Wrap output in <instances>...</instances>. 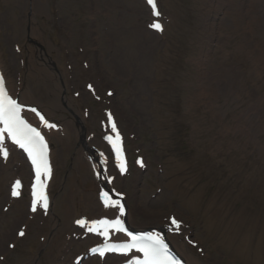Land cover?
I'll return each instance as SVG.
<instances>
[{
	"label": "rangeland",
	"instance_id": "rangeland-1",
	"mask_svg": "<svg viewBox=\"0 0 264 264\" xmlns=\"http://www.w3.org/2000/svg\"><path fill=\"white\" fill-rule=\"evenodd\" d=\"M35 1L0 0L1 65L27 102L49 111L57 130L71 125V136L62 144L55 130L50 138L48 211L28 212L23 156H0V264H119L87 254L103 240L90 230L99 215L76 211L71 197L97 192L110 201L122 194L129 226L167 228L169 242L194 264H264L259 27L238 30L209 0H156L157 17L145 0H45L38 12ZM74 1L79 7L58 18ZM35 49L51 60V76L35 79L28 70L27 53ZM114 135L124 141L125 173L114 158Z\"/></svg>",
	"mask_w": 264,
	"mask_h": 264
},
{
	"label": "bare ground",
	"instance_id": "bare-ground-1",
	"mask_svg": "<svg viewBox=\"0 0 264 264\" xmlns=\"http://www.w3.org/2000/svg\"><path fill=\"white\" fill-rule=\"evenodd\" d=\"M7 3H10V5H14L15 3H17V1L19 2V0H5ZM43 1V2H42ZM45 0H36L34 2V6L36 7V11H43L44 10V3ZM22 2V1H21ZM209 3L211 4V8L214 10H218L221 11L223 13H225V15H229L233 18V24L234 27L237 28L238 30L240 28H242L243 26H248V27H255L254 29H257V27H259L260 32L262 33V36L264 37V0H209ZM78 4L76 1L74 2H70L69 3V8L65 7L64 9H60L57 11L56 15L63 19H67L68 16L71 13V9H75L78 8ZM86 9L87 13L90 15H93V10L92 8H89L88 6H84L83 9ZM245 15L250 16L249 20L246 22H243V19ZM61 52L63 54V52L66 54L67 52L65 51L64 47H60ZM45 55V54H44ZM65 57V56H64ZM68 57H70L68 55ZM66 57V59L68 60L69 58ZM27 65H28V70L30 71V69L32 70L31 73L35 74L34 78H38V77H44V76H51L52 74V70H53V66H52V62L49 58L47 57H43V51L40 49H35V52H33V54L29 55L27 53ZM63 56H61L60 59V64H61V60H63ZM92 60H89V64H88V69L91 68L92 63L90 62ZM66 62V61H65ZM102 72V71H101ZM101 72L98 73H94L95 75H97V77L100 75L101 76ZM21 73V70H20ZM91 73V72H90ZM67 74V72H66ZM92 75H94L93 73H91ZM96 77V76H95ZM10 81L7 80L6 82V87L7 89L11 92V94L15 97H18L20 99V101L27 103L26 102V94H24L21 89L22 87H20V85H15L12 86L10 83ZM79 96L78 92L74 93L73 95L75 96ZM28 95V94H27ZM67 104L69 106H71V103L67 100ZM45 113L47 116H49V111L47 109H44ZM34 121V120H33ZM35 122V121H34ZM71 125L67 124L66 126H63L61 131L62 134L65 136H71V129H70ZM43 134L47 135V137L50 138H55V132H52L51 130L48 129H43L42 130ZM0 139L3 140V137L1 136ZM66 138L64 136L61 135V137H59L57 139V141L64 144V140ZM7 143V142H6ZM9 147L6 148V150L10 149V152H8L7 154V160L6 162L9 161V159H13V151L15 152V150L12 149V146L10 143ZM4 146V144L0 145V149H2ZM12 149V150H11ZM5 150V151H6ZM50 154H52V152H50ZM2 162V161H1ZM30 167V166H29ZM30 176H31V167H30ZM32 179V176H31ZM72 202L74 203V205H76V211L81 209H91L94 212H97L99 216L97 217H93V220L96 219H108L110 227L111 225L114 223L115 219H120L123 221H127V215L126 218L125 216L123 217V215L120 212V208L119 206L117 207H112V206H106L103 204V202L101 200L98 199V194H80L78 196H73L71 197ZM112 202L109 203V205H111ZM80 207V208H79ZM96 207V208H93ZM110 216V217H109ZM115 218V219H114ZM73 227V225H72ZM70 229V227H69ZM146 229V228H144ZM156 232L158 233V235L161 238H167V236H169V232L168 230L166 231L165 229H159L156 230ZM67 235V233H66ZM61 241V242H60ZM58 248L61 250V248L65 245V241L62 239L60 240V238L58 239ZM177 242H174L173 244H171V247L177 252L179 253L182 257L185 254L182 250V246L177 245ZM182 247V248H181ZM106 256V255H105ZM107 256H111V257H119L121 259H125L124 262H128L129 260L133 259L135 256L133 253L127 254V255H109L107 254ZM185 256V255H184ZM184 260L187 262V264H194L188 257H183ZM67 259L64 264H68V262L70 263V260ZM80 261L79 264H87V262H82Z\"/></svg>",
	"mask_w": 264,
	"mask_h": 264
},
{
	"label": "snow or ice",
	"instance_id": "snow-or-ice-1",
	"mask_svg": "<svg viewBox=\"0 0 264 264\" xmlns=\"http://www.w3.org/2000/svg\"><path fill=\"white\" fill-rule=\"evenodd\" d=\"M147 2L152 6V8H153V15L154 16H157V15H159L156 11H155V4H154V2H153V0H147ZM150 27H152L153 29H155L156 31H161L162 29H161V25L159 24V23H153L152 25H150ZM3 117V111L2 110H0V118H2ZM9 119L10 120H16V119H18V117L16 116V109L14 108V106H13V110H12V112H11V114H10V116H9ZM5 123H7V121H5ZM114 127V126H113ZM8 129L6 128L5 129V131H7ZM33 136L34 137H36V136H38V133H35L34 131H33ZM17 143H20V141L19 140H17L16 141ZM29 142H31V140H29ZM22 147L24 146L23 144L21 145ZM4 156H6L7 155V153L6 152H4V153H2ZM30 155H31V151H30ZM33 163H35V160H33ZM123 167H121V171L123 172ZM37 175L39 176V171H37ZM19 188V182H17V184L16 185H14V187H13V195L15 196V195H17L18 193H17V189ZM102 196H104V194H102ZM105 205L106 206H112V207H117V206H119V203H118V201H115V202H112L111 203V205H109V203H108V199L107 198H105ZM46 206V205H45ZM33 210H35V207L33 208ZM120 212H121V214H123V207H120ZM79 223H81V225L83 226V222L81 221V222H79ZM119 223H120V221L119 220H116L115 221V224L116 225H119ZM172 223H173V225L174 226H176V227H179V225L177 224V222L173 219L172 220ZM91 230V229H90ZM20 235H23V232H21L20 233ZM142 251H145V256L146 257H151V258H153V259H155V257L159 254V250L158 249H149V250H144V249H141ZM101 255H103V253H101ZM145 264H148V262H147V260L145 261Z\"/></svg>",
	"mask_w": 264,
	"mask_h": 264
},
{
	"label": "trees",
	"instance_id": "trees-1",
	"mask_svg": "<svg viewBox=\"0 0 264 264\" xmlns=\"http://www.w3.org/2000/svg\"><path fill=\"white\" fill-rule=\"evenodd\" d=\"M179 145L183 146V143H180Z\"/></svg>",
	"mask_w": 264,
	"mask_h": 264
}]
</instances>
